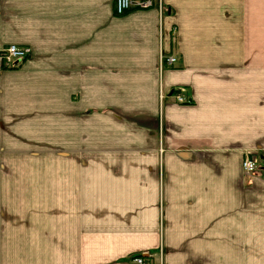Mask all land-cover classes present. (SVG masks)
<instances>
[{"label":"crops","instance_id":"crops-1","mask_svg":"<svg viewBox=\"0 0 264 264\" xmlns=\"http://www.w3.org/2000/svg\"><path fill=\"white\" fill-rule=\"evenodd\" d=\"M11 43L0 264H264V0H0Z\"/></svg>","mask_w":264,"mask_h":264},{"label":"built area","instance_id":"built-area-1","mask_svg":"<svg viewBox=\"0 0 264 264\" xmlns=\"http://www.w3.org/2000/svg\"><path fill=\"white\" fill-rule=\"evenodd\" d=\"M157 0H115V11L117 14H122L132 7L147 8L153 6ZM159 1V0H158ZM30 49L16 43L8 44L0 50V58L2 66L10 68L19 64L22 60L28 57ZM166 60L172 63L175 60L174 56H167ZM176 98L179 102H187L182 94L177 93ZM259 168V155L247 154L243 159V170L245 173L256 176ZM146 253H138L132 256L130 264H148Z\"/></svg>","mask_w":264,"mask_h":264},{"label":"trees","instance_id":"trees-1","mask_svg":"<svg viewBox=\"0 0 264 264\" xmlns=\"http://www.w3.org/2000/svg\"><path fill=\"white\" fill-rule=\"evenodd\" d=\"M175 90H173V92H174Z\"/></svg>","mask_w":264,"mask_h":264},{"label":"rangeland","instance_id":"rangeland-1","mask_svg":"<svg viewBox=\"0 0 264 264\" xmlns=\"http://www.w3.org/2000/svg\"><path fill=\"white\" fill-rule=\"evenodd\" d=\"M148 261V260H147Z\"/></svg>","mask_w":264,"mask_h":264}]
</instances>
